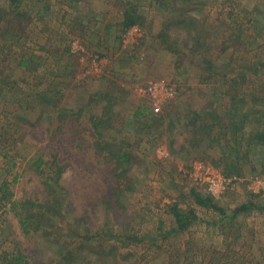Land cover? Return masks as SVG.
Wrapping results in <instances>:
<instances>
[{
	"label": "rangeland",
	"instance_id": "374dc122",
	"mask_svg": "<svg viewBox=\"0 0 264 264\" xmlns=\"http://www.w3.org/2000/svg\"><path fill=\"white\" fill-rule=\"evenodd\" d=\"M74 1L70 9L57 0H42L47 4L43 7V18L30 23L27 33L12 50L8 46L0 52V70L11 75L10 79L21 92L14 91L15 98L4 105L0 103V133L3 136L0 140V180L9 184L13 200L43 204L51 193L43 183L44 178L34 169L35 158L40 157L61 168L59 183L67 193L61 206L63 221L60 223L57 215L46 214L48 223L42 225L43 228L31 229L27 235L22 234L13 212L0 206V259L6 253L9 257L20 255L28 264L48 261L56 264L60 249L70 246V249L79 248L77 253L81 251V239L76 235L82 233L84 249L96 251L104 244L109 250L94 264H264V211L241 213L230 225L224 222L225 226L216 229V226L198 221L186 232L163 237L172 227L173 218L166 207L172 202L182 209L193 208L204 217V210L189 195L191 188L210 193L212 190L215 194L221 191L216 198L226 214L249 200L252 193H262L256 201L264 203L262 162L256 161L255 174L250 173V166H245L243 177L230 186H227L229 181L222 185L220 171L210 160H203L200 151L192 149L191 143L186 141L187 130L181 119L190 111L199 112L215 105L211 100L215 96L213 85L217 83L213 84L209 77L213 72L206 69V54L220 76L232 79L238 72L243 73L250 61L260 58V42L232 55L231 48L224 51L220 44H208V48L199 50L190 39L192 32L174 25L177 20L174 12L181 10L182 5L170 3L169 10H165L156 0H139L143 24L123 34L121 26L116 25L121 9L115 4L116 0ZM38 2L31 0L35 7L39 6ZM200 4L191 5L192 13L197 15L200 11L197 16L206 22L207 30L229 36L236 33L235 26L249 27L247 19L238 12L240 6L247 10L256 4L262 7L264 0H201ZM85 13L92 17V29L86 33L72 23H61L63 15L68 19L71 14ZM248 33L249 30L240 41L247 44ZM45 40L49 41L45 43L48 52L40 53L37 47ZM69 50L70 66L75 70L69 66L64 75L52 65L56 58L58 67H63ZM77 51L84 52L83 56H77ZM30 57L41 62L38 71L28 75L27 69L16 63ZM245 74L250 75L248 71ZM214 78L218 79L219 75ZM262 81L264 77L259 74L256 78H248L243 89L247 94L250 89H256L254 94L262 100ZM153 83L164 85L173 96L166 97L158 91L154 98L143 93ZM48 88L58 93L60 99L58 108L52 113L50 102L39 104L37 99L38 91ZM93 94L98 97L92 98ZM18 99H23V106ZM157 99L159 101H155ZM216 102L221 106L229 104L227 98ZM108 103L111 105L109 111L105 107ZM139 106L144 109V122L149 120V112L169 113L162 122L164 132L160 147L149 143L141 135L143 133L137 131L136 124H131V116ZM61 108L71 110L62 115L66 121L61 120L62 116L57 117L64 112ZM2 110L10 119L1 114ZM3 120H12L21 129L16 131L15 124L3 128ZM94 121L103 125L96 130L105 142L111 138L117 142L125 140V152L132 157L129 175L135 185L134 191L117 194L120 180L111 173L108 151L97 145V141L101 142L97 140L98 134L95 135ZM171 124L175 127L171 137L176 144L175 150L171 148L174 153L168 152ZM158 149L162 153H158ZM166 157L168 159L164 160ZM75 222L84 230L79 231ZM43 230H52L50 234L54 239L44 237ZM59 230L62 238L55 237ZM227 234H233V238H226ZM129 236L138 241H130ZM85 256L87 260L96 257L94 252ZM86 263L82 260L78 264Z\"/></svg>",
	"mask_w": 264,
	"mask_h": 264
},
{
	"label": "trees",
	"instance_id": "16d2710c",
	"mask_svg": "<svg viewBox=\"0 0 264 264\" xmlns=\"http://www.w3.org/2000/svg\"><path fill=\"white\" fill-rule=\"evenodd\" d=\"M57 2L60 4H66L71 9L75 1L57 0ZM38 3L39 6L35 7L32 6L31 0H0V40L2 41L1 43H3L0 45V52L8 46L11 47L10 50H12V46L19 44L21 38L25 36L27 33L26 29L29 27L30 23L33 20L37 21L38 19L43 18V7L47 6V4H43L42 0H39ZM156 3L162 5L165 10H169L170 3H172L171 5L174 3H180L182 5L181 10H175L174 12L177 14V20L174 22V25L183 27L184 29H187V31L192 32L190 39L193 40V45L195 48L199 50L203 48L205 49V46L208 48V44L215 46L220 44L219 46H222L224 51H228V49L231 48L232 55L236 51H241L242 49L245 50V47L252 46L254 43L260 42L259 47L262 49V55L260 58L250 61V66L247 67L243 73L238 72L235 77H232V79H227L225 75L220 76L219 72L214 70V64L211 62L210 56L206 54L204 57V63H207L206 69L209 72H213L209 75V77L211 80H213V84L217 83L213 85V94L215 96H213V99L211 100L215 105L202 109L199 112L190 111L186 116L184 115L181 117V119L184 121L183 125L187 130L186 141L191 143L190 147L192 149L196 150L197 152L200 151L199 156L203 160H205L204 158L210 160L212 166L220 171V175L229 180L230 184L228 183L227 186H230L231 183L243 177L245 173V166H250V173L255 174L256 161L262 162V165L264 166V160H262L264 157V96H262V100L258 98L254 94L256 89H250V94H247L243 89V85L247 83L246 81L248 78H256L258 77V74L264 77V4H262V7L256 4L249 10L243 8V6H240L238 12L242 13V18L247 19L249 27L244 29L235 26L237 27L235 29L236 33L225 36L220 32L212 33L208 31L206 28V22L202 17L197 16L200 11L197 15L192 13L193 8L191 5H201V0H156ZM115 4L121 6L119 20L116 22V25L121 26L123 34L134 26H142L144 20L140 13L142 2L139 0H116ZM62 17L64 18V15ZM197 17L201 18L202 21ZM236 17L239 16L237 15ZM63 18L61 22L62 24L65 21L67 23H72V25L78 26L81 32L86 33L92 29V22H90L92 21V17L90 18L88 13L82 15L78 14L75 16L71 14L68 19ZM93 21L95 20L93 19ZM106 28L109 27L106 26ZM248 30L249 36L247 35L248 39L246 44L240 41V39L243 37L245 32L247 33ZM209 34H214L215 36L210 37ZM81 36L82 35H80V37ZM216 40H220V42ZM41 43L44 44L36 47L40 53H47L48 48L46 47L45 43H49V41L45 40ZM84 43L87 44V42ZM72 51L74 52L75 50L72 49ZM77 52V56H83L84 54V52ZM69 54V57L65 59L66 62H64L63 67H58L57 63L59 62H57L56 58L52 65L56 70L62 71L64 75H66L65 70L68 69V67L72 64V55L70 50ZM40 62L41 60L36 62L33 57H30L28 60L21 59L16 64L19 67H25L28 71V75H30L31 73H36V71H38ZM30 65H32V67L29 68ZM72 69L73 71L75 70L74 67H72ZM73 71H71V76ZM246 71L249 72V77H247V74H245ZM217 74L219 75V78L215 79L214 76H217ZM10 78L11 75L0 70V103H2V105H4L9 99L16 97V95L13 93L14 91L18 92V94L21 93L18 91L16 84ZM220 81L222 82L220 83ZM262 85H264V81H262ZM9 91H11L10 94H8ZM37 95L39 104L50 102L48 105L53 107L50 110L51 113L53 109L58 108L57 106L60 101L59 95L51 88L40 90L38 91ZM96 97H98L97 94L92 95V98L95 99ZM224 98L228 99L229 104L225 103L223 106H221L216 102ZM18 102L20 106H23V99H18ZM105 107L108 109L107 111H109L111 105L108 103ZM60 111L64 112L57 117H61L66 112L71 113V110L66 108H61ZM143 111L144 109L140 106L136 108L135 112L131 116L133 121L131 124H136L135 126L137 127V131L140 134L143 133L141 135H143L144 138H147L146 140H149V143H152L155 147H160L162 145V141H160V139L164 132L162 130V122L169 113H160L157 115L149 112V120L144 122L143 120L145 119V116ZM1 114L7 118V113L4 110L1 111ZM62 117L63 118H61V120H67L64 118V116ZM7 119H10V115ZM179 119L180 118L177 117V121H179ZM11 121L12 120H3V128H6L7 125L11 127L12 124L17 126L16 123ZM106 121H109V119H106ZM92 126L95 129V135L98 134L97 140L101 142L100 144L97 141V145L104 147V149L109 153L106 155L107 159L109 158L112 162L111 173L116 177L117 180H120L117 186V194L122 195L126 191H134L135 185L133 184V181L129 175L132 157L130 153L127 151L125 152V140L117 142L115 141V138H111L107 143L105 142L104 137H99L100 132L96 130L100 127H103V125L94 121ZM19 129H21V127L17 126L15 130L17 131ZM174 129L175 127L173 124H171L168 134V148L170 149L168 151L169 153H174L173 150H175L176 147L175 142L171 140V137H173L174 134ZM143 130H145V132ZM1 138H3V136L0 133V140ZM142 139L143 138L137 141V143L141 144ZM110 141L112 142L111 144H109ZM113 145L115 148L110 149L109 147ZM171 148L173 150H171ZM167 159V157L164 158V160ZM202 163H205V161ZM33 164H35V171L44 178L45 182L43 183L49 188L48 192L51 193L50 198L43 204L40 202H31L29 200H13L12 194L8 189L9 184L6 183L5 180H0V206L7 207L10 212H13L14 216L17 218V222L23 235H27L31 229H39L42 227V225L48 223V221L45 220L46 214L57 215L59 217L60 223L64 219L61 206H63L66 197L65 195H67V193L59 183L61 168L55 165L54 162L52 165H50L48 161H44L40 157H36ZM6 165H8V163H6ZM122 181L125 182L122 183ZM259 194L262 193H252L249 200L238 204L232 209L230 214H226L224 208H222L218 203L219 199L213 197L210 192H201L195 188H191L189 195L191 196L193 202L199 208L205 211H203L204 217L201 218L199 213L193 208L182 209L178 203L172 202L166 206L168 208L169 214L173 218L172 227L163 235V237L171 233L179 234L186 232L189 227L193 226L198 221L204 222L206 226H216V229L225 226V224L223 225L224 222H227V225H230L231 220H235V217L241 213L249 214L251 212H262L264 211V203L256 201V199L259 197ZM76 222V228L79 229V231L84 230L82 229L83 226L80 224L78 225ZM51 231L52 230H43L44 237L54 239V236L50 234ZM222 234L224 235V233ZM59 235L60 238H62L61 230L55 234V237L59 238ZM80 235L77 234L76 237L81 239V251L77 253L76 250L79 248L74 247V249H70L68 248L70 246H68L67 249H60V257L56 261V264H78L79 261L82 260L87 261L86 264H94L97 263L99 258L104 257L105 254H108L109 250L106 249V245L104 244H100L96 251L84 249L82 243L84 234L80 233ZM225 237L233 238V234H227ZM128 239L130 241L131 239L136 240V238L131 236H129ZM136 241H138V239ZM92 252H94L96 255V257L93 259L94 261L90 259L87 260V256L83 257L85 254ZM8 257L9 255L6 253L3 255L2 259H0L2 260V264H28L27 262L23 261V258L20 255H12L9 257V259ZM44 264L52 263L51 261H48Z\"/></svg>",
	"mask_w": 264,
	"mask_h": 264
},
{
	"label": "built area",
	"instance_id": "2783aa9c",
	"mask_svg": "<svg viewBox=\"0 0 264 264\" xmlns=\"http://www.w3.org/2000/svg\"><path fill=\"white\" fill-rule=\"evenodd\" d=\"M158 91H160L161 93H163L166 97H167V96H168V97H172V96H173L172 93L169 92V91L167 90V88H165L164 85H162V84H156V83L149 84V85L146 87V89L143 91V93H145V94L148 95V96H152V97L156 98V93H158ZM155 101H159V100L157 99V100H155ZM157 151H158V153H159V152H161L162 150H161V149H158ZM161 153H162V152H161ZM207 169H208L209 171H212V168L207 167ZM220 181H221V184L223 185V184H226L229 180H227V179H225L224 177L221 176V177H220ZM262 183H263V182H262ZM220 193H221V191H220V192H217V193L215 194V192H212V190H211V194H212L213 196H215V198H216V196H219Z\"/></svg>",
	"mask_w": 264,
	"mask_h": 264
},
{
	"label": "crops",
	"instance_id": "0c3cea01",
	"mask_svg": "<svg viewBox=\"0 0 264 264\" xmlns=\"http://www.w3.org/2000/svg\"><path fill=\"white\" fill-rule=\"evenodd\" d=\"M245 264V262H243Z\"/></svg>",
	"mask_w": 264,
	"mask_h": 264
}]
</instances>
